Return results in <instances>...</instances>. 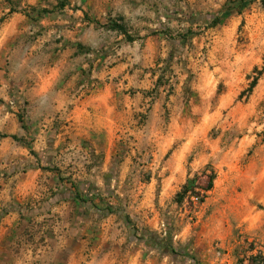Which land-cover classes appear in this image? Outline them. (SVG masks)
I'll use <instances>...</instances> for the list:
<instances>
[{"label":"rangeland","instance_id":"obj_1","mask_svg":"<svg viewBox=\"0 0 264 264\" xmlns=\"http://www.w3.org/2000/svg\"><path fill=\"white\" fill-rule=\"evenodd\" d=\"M263 68L264 0H0V264L264 255Z\"/></svg>","mask_w":264,"mask_h":264},{"label":"crops","instance_id":"obj_2","mask_svg":"<svg viewBox=\"0 0 264 264\" xmlns=\"http://www.w3.org/2000/svg\"><path fill=\"white\" fill-rule=\"evenodd\" d=\"M80 105V104H79ZM63 104L57 101L56 103V109L60 110L62 109ZM80 111L77 110V108H74L73 112ZM72 123L70 126H74V129L76 130V133L83 134L85 132L86 126H84L83 122H81L79 119L76 118V114L71 117ZM60 142H63L62 144H65L64 139L60 141V138L57 137L56 142L54 143V147L58 148L60 146ZM40 147H42V142H40ZM69 145V144H68ZM44 168V167H42ZM35 176H37L35 174ZM1 197L3 199L4 193L1 192ZM1 200V199H0ZM5 200H7L5 198ZM114 221L111 219H106L102 222L101 229H100V240L102 241L100 246L97 248V250H100V248L108 247L110 245V249L107 250L105 253L101 254L100 259L96 262V264H151V257L147 255V252L142 251L140 248L135 251V249L128 247L122 249V246L124 244V239L121 234V230H117V227L115 228ZM118 226V224L116 225ZM110 241V242H109ZM54 253H61L66 251H71V248L67 245L61 244L57 245L55 244L53 246ZM140 256H142L143 262H140ZM94 261H92L93 264Z\"/></svg>","mask_w":264,"mask_h":264},{"label":"trees","instance_id":"obj_3","mask_svg":"<svg viewBox=\"0 0 264 264\" xmlns=\"http://www.w3.org/2000/svg\"><path fill=\"white\" fill-rule=\"evenodd\" d=\"M264 71V68L263 70ZM261 73V72H259ZM212 188V178L210 177L208 183L201 192H208ZM194 191L192 180H188L186 184L182 187L180 196H185L189 194L190 197L196 198L199 202H203L204 194L192 195ZM254 248L252 245L247 243L245 248L236 250V260L237 264H264V255L261 252L253 253Z\"/></svg>","mask_w":264,"mask_h":264}]
</instances>
